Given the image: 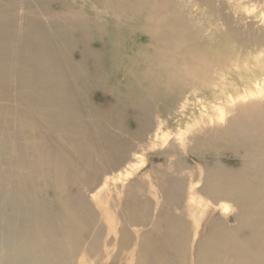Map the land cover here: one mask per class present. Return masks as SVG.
<instances>
[{"label": "bare ground", "instance_id": "bare-ground-1", "mask_svg": "<svg viewBox=\"0 0 264 264\" xmlns=\"http://www.w3.org/2000/svg\"><path fill=\"white\" fill-rule=\"evenodd\" d=\"M101 1L103 11L146 13L142 28L170 43L172 79L207 77L215 58L199 57L190 45L193 22L176 8L162 14L152 0ZM173 18L182 25L169 24ZM22 40L6 48L0 36V176L12 177L42 216L32 220L24 238L0 235V264H264V101L237 102L234 107L247 111L243 116L236 108H222L225 114L216 115L209 143L215 154L209 153L202 169L190 168L179 152L168 149L170 170L160 173L161 187L153 180L149 189L131 181L108 191L100 186L109 174L104 163L120 145L86 136L74 97L63 87L60 64L47 70L51 53L29 47L24 58L17 57ZM30 59L40 66L30 65ZM2 100L13 108L2 107ZM190 146L192 153L203 154L198 145ZM227 152L238 165L219 157ZM73 186L79 189L77 200ZM86 186L91 193L83 192Z\"/></svg>", "mask_w": 264, "mask_h": 264}, {"label": "rangeland", "instance_id": "rangeland-1", "mask_svg": "<svg viewBox=\"0 0 264 264\" xmlns=\"http://www.w3.org/2000/svg\"><path fill=\"white\" fill-rule=\"evenodd\" d=\"M150 5L162 14L176 8L183 20H192L190 45L199 57L215 58L207 75L210 81L186 75L182 82L172 79L170 43L142 28L145 12L127 17L114 8L103 11L101 0H0V36L9 45L6 48L13 42L21 44L23 38L17 57L24 58L28 47L35 53H51L54 58L45 67L53 70L52 66L60 64L63 87L74 97L78 120L90 134L86 136L112 138L120 145L112 151L116 155L111 161L105 159L109 174L100 186L108 191L126 188L131 181L145 182L149 189L153 180L161 187L160 173L170 170L169 157L164 154L168 149L179 152L190 168L202 169L210 154H215L209 143L216 115L225 114L222 108L264 101V0H152ZM182 19L173 18L169 24L180 26ZM24 32L29 34L27 40ZM33 64L40 66L30 59ZM18 98L25 100L21 94ZM1 103L8 105L5 100ZM235 112L247 114L242 108ZM191 144L198 145L203 154L192 153ZM219 157L226 164L238 165L231 152ZM1 183L0 235L24 238L35 225L32 220L42 216L39 207L34 208L12 177L2 176ZM91 191L88 186L83 189ZM78 192L75 186L70 190L74 200Z\"/></svg>", "mask_w": 264, "mask_h": 264}]
</instances>
